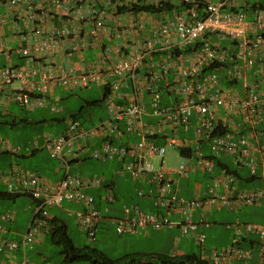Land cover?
Listing matches in <instances>:
<instances>
[{
    "label": "built area",
    "instance_id": "1",
    "mask_svg": "<svg viewBox=\"0 0 264 264\" xmlns=\"http://www.w3.org/2000/svg\"><path fill=\"white\" fill-rule=\"evenodd\" d=\"M168 1L171 10L166 9ZM248 2L48 0L50 7L61 9V13H56L61 24H53L54 27L42 37L41 27L35 29L40 37L34 48L35 54L25 45L30 40L25 35L24 46L18 51L29 63L2 67L0 84L20 81V87L12 95L15 101L32 108L50 106L52 111L59 110L58 105L50 101L56 86L72 89L95 82L108 85L105 100L108 117L94 126L85 127L80 118L71 116L64 131L46 138L45 147L50 156L58 159L65 168L60 180L47 182L39 175L23 173H14L11 178L0 171V183L7 184V192L25 193L39 200L23 238L0 237V252L22 249L24 258L15 264H33L25 253L50 232L49 219L53 216L48 207L74 200L83 203L84 208L70 213L92 240L106 217L120 234H136L148 229H180L182 236L196 241L202 258L212 264H264V224L247 222L243 228H237L232 243L208 250L207 235L199 231L200 223L194 217L197 209L204 212L214 207L237 210L255 204L264 198V187L240 189L235 174L229 171L212 175L204 197L202 186H197L196 195L191 199L180 196L176 187L180 178L199 169L213 172L214 159L222 155L235 156L234 163L247 166L252 176L257 174L258 168L256 151L260 152L264 164V128H259L264 125V89L260 82L250 79V72L259 73L254 68L264 56V8L256 7L254 16L249 18L243 9ZM6 3L26 7L31 21L43 23L55 17L33 0H6ZM182 3L185 6L177 9L176 5ZM144 5H153L160 10L136 9ZM75 21L78 28L72 27ZM4 22L5 18L0 16V26ZM72 36L76 40L69 44L65 53L90 46L102 48L97 60L85 65L80 73L75 74L71 68L31 64L37 53H52ZM104 37L115 40L114 44H103ZM199 41L200 46L192 52L178 56L168 52L183 50ZM224 41L232 42L231 47L223 46ZM231 48L235 51L231 52ZM211 64H226L222 68L224 76L232 83L241 82L243 93L234 92L223 84L217 70L203 73V69ZM260 71L264 82V70L261 68ZM173 95L175 99L170 101L169 97ZM147 98L151 110H148ZM221 109L228 114L226 117L221 115ZM147 115L152 118L144 120ZM190 124L194 136L192 139L181 138L178 130ZM94 135L104 140L91 150L90 155L99 160L122 159L124 169L135 180L151 185L138 193L152 196L158 211H146L138 204H131L124 205L121 214L110 215V204L117 201L115 192L109 189L99 198L89 191L101 187L104 177L71 173L69 155L84 151L89 145L87 140ZM0 143L9 151L20 150L3 140ZM35 145L38 146L37 142ZM166 145L179 148L183 160L179 167L164 165ZM155 157L162 158L160 167L155 165ZM185 160L189 162L185 163ZM173 212L180 218L170 217L169 213ZM14 215L12 211L0 212V233L7 232L5 223L11 222ZM251 234L260 238L257 262L253 261L255 250L241 245V239ZM179 254L182 253H171L172 256ZM0 264H6V261L0 260ZM150 264L163 263L153 261Z\"/></svg>",
    "mask_w": 264,
    "mask_h": 264
},
{
    "label": "crops",
    "instance_id": "2",
    "mask_svg": "<svg viewBox=\"0 0 264 264\" xmlns=\"http://www.w3.org/2000/svg\"><path fill=\"white\" fill-rule=\"evenodd\" d=\"M33 1L40 4V6L44 10L48 11L47 13H50L53 16H55L53 18V20L47 19L43 23H39V21H31V19L29 18L30 13L26 10V7L10 6V5H7L6 0H0V16L5 18V22L0 26V69L6 65H13V66L27 65L29 62L18 51V49L21 46H24V42H22L23 37L25 35L30 37L29 42L25 43V45L28 46L31 49V52L35 54L34 48L36 46L37 40L40 38L34 32L35 29L41 27V29L43 31V33L41 35V37H42L47 32H49L52 27H54L53 24L55 26H58L61 24V19L57 15L58 13H61V9H58L56 7H50L48 0H33ZM255 1L256 0H249L248 4H245L243 6V9L247 12L249 18H252L254 16V12H253L254 9H253L252 4ZM53 12H55V13H53ZM49 18H50V15H49ZM72 27L78 28L79 27L78 22L75 21ZM85 27L89 28L90 26L85 25ZM129 38H131V37H129ZM74 40H76L75 36L67 38L63 42L64 44L57 47L52 53H37L34 56V60L31 62V64L35 65V66H44V65H50L51 66L52 65L54 68H59V67L71 68L74 70L75 74L80 73L82 68H84L85 65H88L89 63L93 62L94 60H97V58L99 57V54L102 51V48L96 47V46H90V47L84 48L78 52H74V51L69 50V53H65L64 51L68 50L69 44H71ZM114 42H115V40H111L107 37L103 38V44H105V45L114 44ZM124 42H127V40H124ZM222 45L226 46V47H231L232 42L224 41V42H222ZM234 51L235 50L233 48H231V52H234ZM87 56L89 58H87ZM88 59H90V60L88 61ZM261 68L264 70V56L262 59L257 61L256 66L254 68V69H258L259 73L256 74V73L250 72V79H253L255 81L260 82L261 87L264 89V82L261 79V74H262V72L260 71ZM222 73H223V75L221 76V81L223 82V84H225L226 86L229 85L230 86L229 88L232 89L234 92L243 93V85H241V82H233L232 83L229 80H227V78L224 76V72H222ZM228 82L231 84L227 85ZM238 84H240V85L237 86ZM20 85H21L20 81H15L13 84H10V85H1L0 84V116H6L7 115V116L12 117L11 120H6V121L1 120L0 122L8 123L10 125V127L13 129H14V126H16V125L25 126L26 124H29V123L32 124V123L37 122V120L35 118H29L27 116L19 117L16 113L11 112V102L15 101L13 99L12 95L15 92V90L20 87ZM102 85L104 87V95H105V85L104 84H102ZM60 88L66 89L68 91H73L74 89H76L78 87L72 88V89H67L63 86H56L52 90L53 93L51 94V97H50L51 102H53L52 100H54L55 96L60 98V99L62 98L56 94V91ZM71 93H73V92H70V94ZM103 98H104V96H103ZM99 100H101V99H98V101ZM89 101L92 102V101H97V100H94V99L85 100V106H83L79 110V113H81V114L83 113L84 107L85 108L92 107V106L87 105V103ZM101 103L102 102H100L97 105H100ZM97 105H93V106H97ZM20 106H22V105H20ZM22 107L25 108L24 106H22ZM25 109H27V108H25ZM63 110L66 113V108L63 107ZM220 113L223 117H226L228 115L224 109H221ZM74 114H77V113H72L71 116H74ZM77 116H78V114H77ZM106 117L107 116L101 117L96 122L91 120L90 121L91 123H89V124H86L83 121L82 122H83V125L85 127H91V126L96 125L98 122L102 121ZM55 119L58 122L64 120L58 116L55 117ZM235 119L237 121L240 120V118L237 116ZM192 121H193V123H195L196 117H195V120H192ZM65 128H66V123H65L64 128L60 131V133L62 131H64ZM244 131H246V129ZM132 138H134V136H132ZM35 139H37V137H35L33 140L28 141L26 143H18L17 141L11 139V137L6 138L0 134V140L5 141L7 144L8 143L11 145L16 144V145H21L22 147L25 146V149L20 148V150L18 152H12V151L7 150V146H3V144L0 143V171H2L4 174L8 175V177H11V178H13L12 174H14V173H23V174H27V175H31V174L39 175L40 177H42L47 182H55V181L60 180L61 178H63V176L65 174V168L60 165V162L58 159L52 158L50 156L49 151L45 147V139L43 140V143H41L40 139H37L36 142H37L38 146L37 147H36V145L31 146V145H33ZM103 140L104 139L102 137L94 135L87 140V143L89 145L84 151L75 153L74 155L73 154L69 155L71 172H72V168L75 164H77L78 166L79 165L81 166L84 159H86L87 157H92L90 155L91 150L93 148L99 147L102 144ZM253 141H254V138H253ZM36 142H35V144H36ZM26 146H27V148H28V146H31V147H29L30 149H27ZM208 149L209 148L206 147L207 153H209ZM43 150H46V152H43ZM222 156L219 157L222 165L217 167V163H215V168H214L213 172H209V171L199 169L196 172H192L190 174V176H188V177L180 178L176 182L178 194L180 196L185 197L186 199H191V198L195 197V195H196L197 186H202L201 195H202V197H204L205 190L207 189L208 185L210 184L212 175L222 173L224 171H228V169H236L237 172L234 174L236 176V184L238 185V187L240 189H254V188L264 187V174L261 176L260 173H258V168H257V174L252 176L250 174L247 166H238L234 163L235 162L234 161L235 156L224 155L226 157H231L232 158L231 161L227 160L225 158H222ZM255 156H256V158H258L257 162L262 159V156H261L259 151L255 152ZM219 158H218V160H219ZM243 158L245 159L246 157L244 156ZM42 159H45V163H43V164L40 163V161ZM118 159L119 160H116L113 163L108 164L109 168L103 169V173L105 172V170H113L116 173L120 170V172L123 173L125 171L124 166H123L124 162L122 159H120V158H118ZM102 161H104V163H107L110 160H102ZM263 172H264V164H263ZM76 174H79V173H76ZM102 175L104 176L105 179L108 178V176L105 173ZM87 176H89V175H87ZM259 179H261V180H259ZM134 181L136 183L135 187L137 188L136 189L137 193L140 189H146L147 190L151 187L150 184L145 183L141 180H135L134 179ZM256 181H258V182H256ZM249 183H254V186L248 187ZM106 184H107L106 185L107 190L105 191V193L109 189H112L115 192V194L117 196V201H118L119 197H118L117 192H116L117 182L115 181V179H112L111 181H107ZM16 185H17V183H16ZM87 190H89V189H87ZM92 190L93 189H90L89 191L92 192ZM0 191H2V192L7 191V184L5 182L0 183ZM16 194H19V195L14 197V198H9L7 196L6 197H0V200H4V201L9 202L7 204H13V203L17 202V200L20 197L28 196V195H20L21 193H16ZM95 194H99L98 195V197H99L103 193L98 192ZM28 197L32 198L31 196H28ZM141 199L143 200L142 202H138V203L132 202V204H138L141 206L142 209H144L146 211H158L157 208L154 206V199L152 196H150L146 199L141 197ZM23 200H25V199H23ZM4 201H3V203H5ZM263 201H264V198H263V200L255 203V204L243 206L242 208L237 209V210L227 208V210L232 213L231 215H228L227 211L224 210V208L214 207V208H212L208 211H205V212L202 211L201 209H197L194 211V217H195V220L199 221L200 224H204L205 228H207V229L211 228V230L216 234V236L220 238L221 242H223L222 246H225V245H228V244L233 242V239L236 237L237 228H239V227L243 228L245 223L252 222V223L264 224V214H263V212H261V209L263 207L262 206ZM33 202H34L35 209H33L32 215L34 216V213L36 210V203H35L34 199H33ZM57 206H60V205H57ZM34 207H32V208H34ZM54 207H56V206H54ZM259 207H261V209L258 210L257 208H259ZM29 208H30V205L28 207H24V209H26V211H28ZM6 211H12V212H14L15 215H14V219L11 222L5 223V225L7 226V232L6 233H0V237L1 238L21 240L23 238L24 233L27 231V229H28L33 218L30 217V221L27 224L26 230L21 231L19 228L16 230V227L14 224L16 222L17 223L21 222L23 218L18 216L19 215L18 209L9 208L7 210H0V212H6ZM164 212H166V211H164ZM51 215L52 216H58L56 214H53L52 212H51ZM169 215H170V217L175 218V219L180 218V215L178 213L173 212V213H169ZM58 217L61 218L60 216H58ZM108 219L109 218L105 217L102 221H104V222L109 221ZM212 225H214V226H212ZM150 230H152V229L143 230V231L145 233H149ZM169 230L173 231V230H177V229H169ZM202 232H204V231H202ZM184 237H186V236H184ZM47 238H48V234L45 235L41 240H39L38 245L39 246L44 245ZM187 238H189L190 240H194L190 237H187ZM222 239L224 241H222ZM174 240L177 242H179V241L181 242V238L179 236V233H178V235L177 234L174 235ZM207 241H208V236H207ZM259 243H260V238L256 234H251V235H248L246 237V239H245V237H244V239L243 238L241 239V245H243L245 247L253 248L255 250V256L253 258L254 262H257L259 260V250H258L259 249ZM34 250H35L34 247L27 248L26 253H25L26 257L29 259V261L31 263L40 264L42 262L41 264H55L54 261L50 260V257L45 255V251L42 248H38L37 249L38 251L36 252V254L41 257L40 261L36 260L35 259L36 257L32 259V254L30 255L29 253H30V251L33 252ZM177 252L186 253L189 251L183 252L180 250ZM23 258H24V252L22 249L16 250L14 252H9V251L0 252V260H5L6 264H15L17 261H21ZM79 262H83V261L68 263V262H65L64 257H63V260L60 261V264H73V263L77 264ZM146 264H150V262H146Z\"/></svg>",
    "mask_w": 264,
    "mask_h": 264
},
{
    "label": "rangeland",
    "instance_id": "3",
    "mask_svg": "<svg viewBox=\"0 0 264 264\" xmlns=\"http://www.w3.org/2000/svg\"><path fill=\"white\" fill-rule=\"evenodd\" d=\"M87 58H89L87 56ZM90 59H88L89 61ZM220 76L223 75V70L217 71ZM238 84L237 86H239ZM242 85V83H241ZM230 87V86H228ZM70 92H73L70 94ZM53 93V92H52ZM164 93V92H163ZM162 93V96H163ZM56 94L62 97L61 99L58 97H54V100H52L54 103H56L59 107V110L52 111L50 106H41V107H27L20 106L16 101L11 102V112L16 113L19 117L27 116L29 118H35L37 120L36 123L32 124H26L25 126L22 125H16L14 126V129L10 127L8 123H2L0 122V134L6 138H10L17 141L18 143H26L28 141L33 140L35 137L37 139L41 140V143H43V140L48 136H55L60 133V131L64 128L65 123L67 126L68 119L71 117L72 113H77L79 118L86 124L91 123L90 121H98L101 117H108V110L106 108L105 101L102 102L100 105L92 106L88 108H83V113H79V110L85 106V100L87 99H102L104 96V87L102 84L95 82L91 83L90 85L86 87H78L74 89L73 91H68L66 89H58L56 91ZM170 101L175 99V95L172 97H169ZM148 103V110H151L150 100L147 98ZM63 107L66 108V113L63 110ZM61 117L62 121L58 122L56 121L55 117ZM66 117V118H65ZM152 117L147 115L144 117V120L151 119ZM12 117L10 116H0V121H6L11 120ZM195 120V117L193 118ZM179 135L181 138H190L194 136V128L193 125L190 124L188 126H182L178 130ZM173 133V132H172ZM37 139L34 140L33 145L35 146V142ZM161 142L160 140H158ZM117 142H120L117 140ZM9 144V143H8ZM10 146H16L20 148H24L25 146L21 145H11ZM26 146L27 149H30ZM43 152H46V150H43ZM222 158H225L227 160L231 161V157L222 156ZM258 159V158H257ZM119 160L117 157L108 161L107 163H104V161L95 159L93 157H87L84 159L82 165L78 166L75 164L72 168L71 173H79L84 176H100L104 177L102 174H106L108 178H104V181L102 182V186L98 188H94L92 192L95 193H105L107 190V181H111L112 179H115L117 182L116 185V192L119 197V200L117 202H113L110 204V215H119L122 212V207L124 205H131L132 202L138 203L142 202L144 199L150 197L147 196H140L139 193H137V188L135 187L136 183L134 181V178L130 174L129 171H124L123 173L120 172V170L116 173L113 170H105L103 173V169L109 168L108 164L113 163L114 161ZM161 157H155L154 162L157 167L161 166ZM182 158L179 153V148L174 145H166V154L164 156V165L166 167H179V165L182 162ZM189 160H185V163H188ZM40 163H45V159H42ZM258 167V173L262 176L264 174L263 172V162L262 159L257 162ZM249 169V168H248ZM261 180V179H259ZM258 182V181H256ZM255 182V183H256ZM262 185V184H261ZM254 186V183H249L248 187ZM22 198V199H21ZM25 199V200H23ZM263 200V199H261ZM260 200V201H261ZM0 200V210H7L9 208L18 209V216L23 218L21 222H16L14 225L16 227V230L19 228L21 231L26 230L27 224L30 221V217L33 218L32 212L34 207L33 199L24 196L20 197L17 202L13 204H7L9 202ZM30 205V208L28 211L24 209V207H28ZM262 209L261 207L257 208L258 210L261 209V212L264 214V201L262 202ZM34 207V208H32ZM49 210L58 216H60L62 219H64L67 222L68 225V233L71 239L73 240L74 244L79 247H83L85 245H90L93 247H96L106 253L108 256L112 258H119L126 254H132V253H172L175 250L176 251H189V252H195L199 253L201 255V249L196 244L195 240H190L187 237H184L180 233V229L177 230H169V229H163V230H150L149 233L138 232L136 234H130V233H123L120 234L117 230V227L114 223H112L109 219V221H102L100 224V227L98 229L97 235L94 240L90 239L88 235L83 232L76 222V217L74 214H71V211H78L84 208V204L78 201L74 200H65L63 201L62 205L54 207L49 206ZM218 208V207H216ZM224 208V210L227 211L228 215H231L232 213L227 210L228 207H220ZM244 211V210H243ZM50 212V213H51ZM214 226V225H212ZM199 231H204L205 234L208 236L207 241V248L210 250L212 247H221L223 245V242H221L220 238L216 236V234L210 229L205 228L204 224L199 225ZM181 238V242H177L174 240V235L177 234ZM222 241H224L222 239ZM39 242H36L32 245L34 247V251H30V255L32 254V259L35 258L36 260L41 259L39 255L36 254L38 251V248H42L45 251V255L50 257L51 261H54L55 264H60V261L63 260V256L60 253V248L53 244L48 237L44 243V245L39 246ZM152 258L149 256H145L141 258V261L139 260L137 264H146V262H153ZM155 262V261H154ZM42 263V262H41ZM40 263V264H41ZM76 264V263H73ZM77 264H92L88 261L79 262Z\"/></svg>",
    "mask_w": 264,
    "mask_h": 264
},
{
    "label": "trees",
    "instance_id": "4",
    "mask_svg": "<svg viewBox=\"0 0 264 264\" xmlns=\"http://www.w3.org/2000/svg\"><path fill=\"white\" fill-rule=\"evenodd\" d=\"M165 6L166 9L171 10L170 1L166 2ZM184 6L185 4L183 3L177 4L176 8L181 9ZM252 6L253 9H255L256 7L264 8V0H256L252 4ZM136 9L146 10L149 12L160 10V8L153 5L152 6L144 5L141 7H136ZM200 44L201 41L196 42L194 46H188L186 48H183V50L175 49V50H169L168 52H170L173 56H178L180 53H188L194 51L200 46ZM225 66L227 65L211 64L203 69V73L212 70H217V71L222 70V68ZM228 84L231 83L228 82L227 85ZM108 88L109 86L105 85V95L103 99L99 101L98 100L92 102L89 101L87 105L93 106L99 104L100 102H103L106 99V96L108 95L109 92ZM74 116L78 117L77 114H74ZM259 128H264V125H260ZM183 151L185 150H182V152ZM214 160L215 163H217V167L222 165V163L220 162V158L219 160L218 158H215ZM228 171L233 174L237 172L236 169H228ZM18 195L19 194L9 193L6 191V192H2L0 194V197L7 196L9 198H14ZM20 195L31 196L25 193H21ZM95 195L98 197L99 194H95ZM34 201L36 205L37 203H39V200L34 199ZM49 223L51 225V228H50V232L48 233V237L50 238L53 244L57 245L60 248V253L64 257L65 262L68 263L77 262V261H88L93 264H137L139 260L141 261V258L145 256H149L155 262H161L163 264H212L207 259L202 258V256L199 253H195V252H186L176 256H172L171 253H132L114 259L96 247L90 245H85L83 247L76 246L73 240L71 239V237L69 236L67 223L58 216H53L52 218H50Z\"/></svg>",
    "mask_w": 264,
    "mask_h": 264
},
{
    "label": "clouds",
    "instance_id": "5",
    "mask_svg": "<svg viewBox=\"0 0 264 264\" xmlns=\"http://www.w3.org/2000/svg\"><path fill=\"white\" fill-rule=\"evenodd\" d=\"M79 118V117H78Z\"/></svg>",
    "mask_w": 264,
    "mask_h": 264
}]
</instances>
